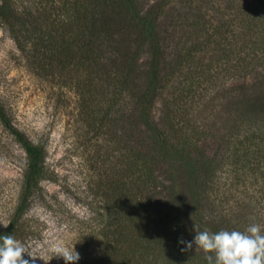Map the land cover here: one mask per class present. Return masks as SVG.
I'll use <instances>...</instances> for the list:
<instances>
[{
  "label": "rangeland",
  "instance_id": "1",
  "mask_svg": "<svg viewBox=\"0 0 264 264\" xmlns=\"http://www.w3.org/2000/svg\"><path fill=\"white\" fill-rule=\"evenodd\" d=\"M139 1L157 16L162 47L149 123L136 109L149 61L141 40L120 46L137 57L117 85L125 94L120 99L102 71L90 69L80 54L64 56L60 40L42 33L41 0H0L18 16L8 27L0 15V92L19 126L46 146L48 176L27 211L42 229L23 244L37 264H45L40 257L49 259L56 245L70 246L84 221L103 226L109 210H131L140 200L170 217L180 215V178L173 187L174 175L156 153L153 126L199 160V212L233 229L252 223L264 229V160L253 159L251 174L239 182L227 177L233 146L259 154L257 138L246 137L261 123L260 115L243 108L258 91L247 85L261 79V69L248 75L236 63L245 32L233 34L229 0L191 7L180 0ZM11 148L13 155L0 156V222L7 221L17 192L20 171L13 156L24 154L13 142ZM250 194L259 200L250 201Z\"/></svg>",
  "mask_w": 264,
  "mask_h": 264
},
{
  "label": "trees",
  "instance_id": "2",
  "mask_svg": "<svg viewBox=\"0 0 264 264\" xmlns=\"http://www.w3.org/2000/svg\"><path fill=\"white\" fill-rule=\"evenodd\" d=\"M199 1L211 2L180 0V3L191 7ZM229 2L233 9L230 20L233 34L239 36L237 30L242 29L245 32V40L241 43L242 47H239L241 55L236 63L243 65L248 75L256 67L261 69V79L258 82L250 81L247 85L253 93L256 89L258 91L243 103L245 112L260 115L259 128L250 130L249 137H246L257 138L259 154L248 155L242 146L235 145L227 158V177L231 175L239 182L246 173L251 174L253 159L260 164L264 160V0ZM41 5L44 13L41 25L47 29L42 33L60 40L64 56L73 59L80 54L90 69L94 67L102 71L107 76L105 79L117 87L120 99L125 94L117 85L122 75L127 74V70L137 60L131 50L121 52L120 46L128 49L131 40H141L149 61L144 69L146 80L140 85L141 96L136 101V109L149 123L162 52L157 16L144 8L139 0H41ZM0 15L8 27L16 24L17 12L9 4L0 3ZM0 128L3 132L0 134V156L6 158L10 153L13 155L12 142L24 152L23 155L13 156L17 159L20 174L14 203L8 208L6 222L11 223L7 228L0 226V236L11 234L25 244L31 238H37L42 229L40 221L28 216L27 211L41 189V181L48 176L46 146L42 141H34L19 126L11 103L1 92ZM151 132L155 137L156 153L166 159L174 175L173 187L180 178V215L170 217L164 210L150 207L149 204L144 207L139 200L136 205L131 204V210L106 212L103 226L91 223L90 218L83 222L73 237L71 245L74 244L81 257L76 264H207L199 249L194 246L190 252H181L184 245L178 241H192L194 226L197 230L211 233L222 229L238 230L228 227L217 216H206L199 212L202 201L200 189L203 184L199 174V160L191 157L188 148L181 145L179 148L171 142L159 131L158 126H153ZM261 189L264 191V187ZM248 197L250 201L259 200V197L252 194ZM178 218L180 223L176 227ZM24 258L31 260L26 254ZM47 264L58 263L51 260Z\"/></svg>",
  "mask_w": 264,
  "mask_h": 264
},
{
  "label": "clouds",
  "instance_id": "3",
  "mask_svg": "<svg viewBox=\"0 0 264 264\" xmlns=\"http://www.w3.org/2000/svg\"><path fill=\"white\" fill-rule=\"evenodd\" d=\"M10 221L0 222L7 228ZM195 235L192 241L180 239L178 243L184 247L181 252H190L199 249L207 264H264V230L256 223L240 230H219L211 233L207 230H197L194 226ZM0 264H35L37 256L32 255L22 242L15 239L11 234L0 236ZM52 255L45 260V264L53 258H62L64 264H76L80 260V253L71 247L56 245L51 249ZM28 257L25 259L24 254Z\"/></svg>",
  "mask_w": 264,
  "mask_h": 264
}]
</instances>
